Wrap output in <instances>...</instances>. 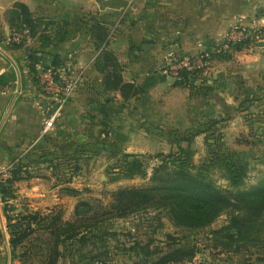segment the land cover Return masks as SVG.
I'll use <instances>...</instances> for the list:
<instances>
[{
    "label": "crops",
    "instance_id": "0c3cea01",
    "mask_svg": "<svg viewBox=\"0 0 264 264\" xmlns=\"http://www.w3.org/2000/svg\"><path fill=\"white\" fill-rule=\"evenodd\" d=\"M16 3L27 5L36 19L67 24L69 39L58 46L40 47V51L59 56L66 61L61 69H73L81 76L79 92L62 115L73 138L75 123L84 112L95 128L101 125L98 131L103 135L114 127V131L123 130L124 137L170 138L176 133L198 137L210 133V128L193 129L210 121L217 122L216 126L225 122L226 128L231 123L237 130L243 97L252 100L247 103L248 111L252 104H264V96H260L264 91V38L255 39L242 52H234L226 44L234 26L246 28L249 38L254 39L251 33L257 31L256 22H264V0H0V171L32 164L37 158H33L32 150L43 140L39 130L35 132L38 139L33 140V130H37L39 117L45 118L54 107L34 83L36 75L30 69L28 49L14 48L8 42L7 17ZM94 17L110 30L109 48L123 67L125 82L141 90L134 99L124 101L120 92L103 88V77L94 67L100 52L85 23H92ZM71 28L75 29L73 35ZM204 51L211 57L228 52L232 58L212 57V67L203 68L195 88L176 86L178 79L165 72V59L168 61L172 54ZM259 99L263 101H253ZM116 121L131 125L115 127ZM52 149L56 148L49 151ZM40 150L46 152L47 148ZM42 186L40 180L18 183L16 201L21 197L44 200ZM2 205L0 201V264H13Z\"/></svg>",
    "mask_w": 264,
    "mask_h": 264
},
{
    "label": "rangeland",
    "instance_id": "374dc122",
    "mask_svg": "<svg viewBox=\"0 0 264 264\" xmlns=\"http://www.w3.org/2000/svg\"><path fill=\"white\" fill-rule=\"evenodd\" d=\"M73 30L75 29L71 28L70 30L72 35L75 33ZM39 36L40 34H37L27 45L32 50L36 51L40 50V47L42 48L43 42ZM254 37L257 40L263 38V35L259 34ZM199 53L201 52L193 55ZM184 56L186 55L172 54L168 61L165 59L166 74L172 77L168 66ZM49 57L44 56L42 58L47 66L52 63V60L49 61ZM65 62L64 60V65ZM208 63L205 68L212 67L213 61ZM39 66L34 83L36 86L41 87L39 74L45 65ZM197 71L203 72V69L197 68ZM67 75L69 77L80 76L79 72H75L73 69L68 70V68ZM203 84H206V81ZM43 93L48 98L44 91ZM260 96H264V91ZM247 98L243 97V100ZM254 101L260 102L263 100ZM250 107L249 111L247 103L241 107L243 114H240V117L238 116L236 119L239 122L237 130L231 123L226 128L225 122H220L219 126L214 127L212 126L213 121L199 124L193 129L194 132L208 129V127L211 131L206 135L196 137L191 145L182 141V139H186V137H182V133H176L170 138L163 136L124 137L123 130L114 131V127H112L107 135H103L98 131L101 125H96L95 128L89 120H86L87 114L85 112L79 118L80 127L78 122L75 123L77 131L74 138L66 126L67 123L62 120L63 116L56 123L53 130L44 133L45 118L40 116L37 130H33L32 139H38L35 132L39 130L43 140L32 150V152H35L33 158L35 156L37 158L32 161L31 165L27 164L31 168L27 167L28 171L24 175L29 176V179L22 181L40 180L44 185L42 186V190H44L42 194H46V197L42 198L44 200L21 197L19 201H16L18 200L16 197L7 204L10 215L14 221H18L29 214L38 213L44 216L61 213L65 222L73 221L75 220V210L81 203L89 202L94 204L95 207L99 204L107 206L112 200L113 193L118 189L149 186L153 168L160 165L161 160L166 156L173 155L171 162L176 159L175 157L183 156L180 151L182 148H192L194 156L191 163L195 166L208 164L217 154L240 155V158L249 165L245 186L241 190H249L262 185L264 183V104L255 103ZM115 123V127L122 126L121 124L125 123H127L126 126L131 125L129 121H116ZM39 146H44L47 151H41ZM50 146L56 149L49 151ZM143 148L144 152L134 151V149ZM39 154H45V158L38 156ZM127 155L143 157L140 160L148 166L145 177H125L127 161L135 159H129ZM10 168L13 169V167ZM103 176L106 179H103ZM209 176L217 186L225 190H231L229 182L223 177L220 168H211ZM67 188L79 192L78 195L66 194L64 191ZM2 206L4 208L5 203ZM228 222L229 216L224 214L210 228L190 235L183 228L175 226L167 211L162 209L147 210L126 219L107 222L104 227L107 235L97 247L89 242L83 250L84 258L75 253V249L72 253L65 251V255L59 264H97L89 260L92 257H87L89 253L97 258L100 257L101 260L104 258L103 254L106 256L105 262L99 264H137L141 260H143V264H146L145 257L140 252H134L133 250L138 246V250L149 247L151 251L160 250L166 253L177 247V245H171L172 240L169 239V236L182 240L183 245L188 242L197 243L202 252L198 254L194 264H264V251L258 248L260 245L246 242L242 245L244 248L239 250L235 247L231 251H225L221 246L215 248L216 241L211 232L221 229ZM8 232L11 237L10 230ZM41 235L42 238L36 233L31 237L33 239L30 238V241H27L22 248L17 250L16 257L13 258L12 256L13 264L14 262L16 264L24 262L20 257L25 250L30 254L28 264H40L46 258L48 250L45 243L50 242L51 237L44 232ZM2 239L3 236L0 231V243ZM63 249L64 245H61L60 250ZM41 252L43 256L40 255ZM155 258L157 257L155 256Z\"/></svg>",
    "mask_w": 264,
    "mask_h": 264
},
{
    "label": "trees",
    "instance_id": "16d2710c",
    "mask_svg": "<svg viewBox=\"0 0 264 264\" xmlns=\"http://www.w3.org/2000/svg\"><path fill=\"white\" fill-rule=\"evenodd\" d=\"M7 21L10 30L28 29L32 38L40 34L43 48L58 46L69 39L67 24L63 26L53 20L36 19L29 7L22 3H16L13 6ZM85 23L88 24L95 49L100 52L94 67L103 77V88L108 92H120L124 101L137 97L141 93L140 88L125 82L123 67L114 51L109 48V28L97 20V17L92 18V23L87 21ZM251 34L253 36L261 34L264 38V28ZM0 41H2L1 38ZM253 41L256 40L248 38L236 44L228 41L226 44L231 46L234 52H242L254 43ZM12 45L14 48L28 49L30 69L34 75L37 74L39 65H45L44 69L52 68L56 77L59 76V69L64 66L59 56L32 50L24 44ZM45 55L50 56L49 61L52 60L50 66H47L42 59ZM212 57L225 61L232 58L228 52H217ZM200 72L183 71L175 85L195 88ZM248 102L252 100L247 98L241 107ZM216 125L217 122L212 124L213 127ZM196 137L197 135L190 134L182 141L191 145ZM180 151L183 156L175 157L173 162H171L173 155L166 156L161 160L160 165L153 168L149 186L118 189L113 193L112 200L107 206L99 204L95 207L89 202L81 203L75 210V220L68 222L63 220L61 213L44 216L38 213L29 214L14 221L7 204L16 199L17 184L29 179V176L24 175L28 171L27 165L20 164L13 167L9 172L10 178L0 181V198L6 205L4 214L11 233L13 258L16 257L19 248L33 239L31 238L33 235L38 233L42 238V232L48 233L51 240L45 243L48 253L40 264H59L65 255L64 252L72 253L74 249L75 253L84 258L83 250L89 242L97 247L105 239L107 233L104 227L107 222L126 219L147 210L161 209L168 212L176 227L183 228L190 235L205 231L218 218L227 214L228 224L211 232L215 237V248L221 246L225 251H231L236 247L240 250L244 248L242 245L248 242L260 245L258 248L264 251V183L249 190H241L245 186L248 175V163L241 159L240 155L217 154L208 164L195 166L191 163L194 156L192 148H182ZM45 154L40 157H44ZM127 157L135 159L127 161L125 177H145L148 166L140 160L143 157L134 155H127ZM213 167L221 169L231 190L217 186L210 178L209 171ZM64 192L69 195L79 193L69 188ZM169 239L172 240L171 245H177V247L166 253L160 250L151 251L149 247L138 250V246L133 251L140 252L145 257L146 264H194L198 254L202 252L196 242L183 245L182 240L176 237L169 236ZM61 245H64L63 250H60ZM40 255L43 256L42 252ZM89 256H92L89 260L97 264L104 263L107 259L104 254L102 260L100 257L93 256L92 253H89L87 257ZM20 258L24 261L22 264H28L29 252L23 251ZM143 263V260L137 262V264Z\"/></svg>",
    "mask_w": 264,
    "mask_h": 264
},
{
    "label": "built area",
    "instance_id": "2783aa9c",
    "mask_svg": "<svg viewBox=\"0 0 264 264\" xmlns=\"http://www.w3.org/2000/svg\"><path fill=\"white\" fill-rule=\"evenodd\" d=\"M255 27L257 30L264 28V22L258 20ZM248 38L249 33H247L246 28L234 26L229 32L227 41L236 44ZM31 40L32 37L28 29L9 31L8 42L10 44H24L27 46ZM211 58V55L205 51L197 55H186L179 61H174L173 64L168 66V69L170 74L178 79L180 78V74L185 70L194 72L197 68L203 69ZM59 73V76L56 77L54 70L49 68L43 69L39 74L42 90L48 95V99L54 102L52 112L45 117L44 133L55 128L56 123L63 115L65 107L80 86L81 76L69 77L66 69H59ZM10 169L0 171V181L10 178Z\"/></svg>",
    "mask_w": 264,
    "mask_h": 264
},
{
    "label": "water",
    "instance_id": "95a60500",
    "mask_svg": "<svg viewBox=\"0 0 264 264\" xmlns=\"http://www.w3.org/2000/svg\"><path fill=\"white\" fill-rule=\"evenodd\" d=\"M262 45H263V44H262ZM145 47H147V45H144V46H143V49H144V50H146ZM103 179H106V178L103 176Z\"/></svg>",
    "mask_w": 264,
    "mask_h": 264
}]
</instances>
